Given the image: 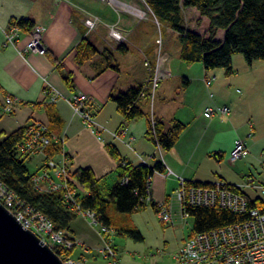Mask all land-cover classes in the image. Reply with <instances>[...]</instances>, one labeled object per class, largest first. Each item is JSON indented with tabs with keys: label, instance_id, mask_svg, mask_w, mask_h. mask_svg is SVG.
<instances>
[{
	"label": "crops",
	"instance_id": "crops-1",
	"mask_svg": "<svg viewBox=\"0 0 264 264\" xmlns=\"http://www.w3.org/2000/svg\"><path fill=\"white\" fill-rule=\"evenodd\" d=\"M141 1L144 7L141 6ZM184 11L189 22L197 25L206 22L207 17L201 16L197 9L184 8L182 12ZM135 15L145 18L152 17L153 13L145 0H0L2 114H6L5 98L8 95L15 97L17 102L13 107V112L16 113V119L12 124L13 131L32 122L47 125L52 135L64 139V143L58 144L59 152L53 157L55 160L65 162L71 171L90 167L98 178L106 177L108 185L115 184L119 178L116 172L118 163L108 153L107 144L116 145L122 157L134 164L144 163L154 167L161 162L165 172L156 171L150 180L152 205L161 203L174 194L178 177L196 182L224 179L231 183L223 176H216L219 175L217 171L228 160L235 140L241 139L236 122L238 118L236 113L240 105L254 98L252 87L261 91L264 97V60L249 64L251 69L246 72L245 84L249 91L233 114L230 111L229 114L217 113L207 117L206 110L214 108L218 102H223L225 106L236 105L233 97L221 98L222 95L216 86L215 91L213 90L214 81L219 79L217 77H221L222 83L225 77L220 71L206 70L201 63L193 65H187L182 61L178 63L180 53L176 58L166 53L168 61L165 68L170 72V76L161 81L156 91L153 109L150 108L148 99L143 98L138 102V106L146 115L127 120L111 96H117L131 87L145 85L150 75L145 62L149 61L154 70L158 60L155 46H144L135 38L134 34L140 25ZM21 18L31 19L35 28L31 32L18 29L16 41L10 43L7 35L11 33V20ZM86 18L98 20L95 30L90 31L87 28L84 24ZM111 27L118 28L125 34L127 40L131 38L137 45L133 44L132 49L128 47L127 53H121L117 49L119 44L110 36ZM36 28H41L40 37L44 49L62 63L66 72L72 73L74 91L67 87L60 71L45 53L27 49ZM208 28L209 19L205 33ZM224 35L225 31L219 30L216 38L220 36L221 38L217 39L223 41ZM84 37L100 51L109 49L114 54L118 70L109 67L101 54H97L82 65H77L76 47ZM174 63L176 69L173 67ZM228 77H230L228 83L235 81L233 75ZM180 78L184 79V86ZM75 94H87L91 97L89 109L97 123L96 132L74 114L71 99ZM54 95L58 96L55 102ZM217 97L222 102L216 101ZM33 103L39 105L35 107ZM47 103L53 105L52 116L45 107ZM229 108L231 110V107ZM152 114L164 123L165 129H168L175 119L187 125L171 150L159 148L148 135ZM55 126L57 131L53 129ZM114 132H122V139L115 138ZM129 139L132 140L131 146L126 142ZM217 154L221 156L218 157ZM44 160L45 158H42L35 171L43 167ZM208 166L210 172L207 170ZM252 172L250 171V174H253ZM244 191L251 197L248 189ZM153 208L157 212L154 206ZM89 220L88 217L78 215L71 222L70 236L78 243L74 257L83 258L84 263L93 260V264H122L116 246V260L105 258L101 254V248L108 242Z\"/></svg>",
	"mask_w": 264,
	"mask_h": 264
},
{
	"label": "trees",
	"instance_id": "trees-1",
	"mask_svg": "<svg viewBox=\"0 0 264 264\" xmlns=\"http://www.w3.org/2000/svg\"><path fill=\"white\" fill-rule=\"evenodd\" d=\"M145 1L157 19L168 20L173 28L180 33V60L187 65L201 63L206 70L222 68L226 75L231 76L234 74L233 56L236 53L243 54L249 64L264 60V0ZM184 8H195L201 16L209 19V28L206 33L201 34L182 25V10ZM12 26H17L26 32H31L35 28L34 22L29 18L12 19L10 28ZM219 30L225 31L223 41L216 38ZM117 49L121 53L128 52V46L124 42L120 43ZM76 51L77 65H82L92 60L97 54H101L107 60L109 67L118 70L114 54L109 49L100 51L87 37L78 43ZM44 53L56 65L67 87L74 91L72 73L66 72L62 63L51 52L45 50ZM143 86L131 87L117 96H111V99L116 102L118 110L127 120L138 119L146 115L138 106L140 100L136 102ZM33 105L36 107L39 104L33 103ZM131 105L133 106L130 108ZM45 107L52 116L53 105L47 103ZM29 125L22 126L9 134L0 131V181L5 183L17 197L44 214L54 224L56 230L64 231L67 236L74 239L70 236L71 222L78 217V214L66 203L62 193H40L34 188L32 177L37 171H32L28 167L27 159L30 157L21 154L18 150V144L24 139ZM186 127L185 123L175 119L171 126L165 129L164 123L158 120L155 130L160 147L163 150H171L177 144ZM147 133L156 142L151 127V117ZM106 148L110 156L118 163L116 169L118 182L108 185L106 177L98 178L90 167L72 171L73 178L84 187V190L77 195V203L82 210L92 211L96 214L97 223L103 229H107L103 230L102 234H105L112 225L109 210L113 204L122 213L139 212L152 205L146 201L148 184L156 171L165 172V167L161 162L154 167L144 163L134 164L122 157L116 145L107 144ZM58 152V144H53L48 155L53 158ZM216 156L220 157L221 154ZM124 178L128 179L126 184L123 183ZM257 204V201L253 202V205ZM152 206L156 208L155 204ZM190 213L195 218L192 235L246 219L244 214L237 215L220 208L195 207L190 209ZM121 233L131 234L139 240L143 239L138 230H122ZM106 240L110 243L109 239ZM113 247L115 248V246ZM76 248L69 251L57 248L55 252L65 263L74 257Z\"/></svg>",
	"mask_w": 264,
	"mask_h": 264
},
{
	"label": "built area",
	"instance_id": "built-area-1",
	"mask_svg": "<svg viewBox=\"0 0 264 264\" xmlns=\"http://www.w3.org/2000/svg\"><path fill=\"white\" fill-rule=\"evenodd\" d=\"M84 24L92 31L98 24L96 18H86ZM11 33L7 35V40L14 43L17 26H12ZM41 28H36L32 39L28 44V50L45 52L40 37ZM110 36L117 44L127 40L124 33L118 28H110ZM158 60L156 68L152 70L151 63L145 62L150 71L149 79L143 86L137 101L147 98L150 107L153 109L157 89L161 81L170 72L165 68L168 55L163 52L162 39H157ZM210 83V82H209ZM58 99L53 96V102ZM91 97L87 94H75L71 99L74 114L79 116L84 123L97 131V123L89 109ZM17 99L11 95L5 98L4 112H13V107ZM134 103V105L136 104ZM133 105L130 106V108ZM228 106L218 107L217 109L208 108L205 112L207 117L217 113L229 114ZM157 118L152 114L151 127L156 143L159 148L156 126ZM122 133V132H121ZM121 133L114 132L113 136L121 138ZM131 146L132 140L126 141ZM64 143V139L50 133L47 125L41 122H32L26 130L24 139L18 144L21 154L33 157L45 158L43 167L32 177L34 188L40 193L59 192L62 193L66 203L78 215L88 217L92 223L97 224V216L92 211H84L77 203V195L84 190L83 185L77 182L72 171L65 162H59L49 157L48 151L53 144ZM250 153L247 144L236 139L234 147L228 156V160L236 162ZM128 179L124 178L123 183ZM245 189H254L264 194V180L257 181L253 174L247 178V182L241 185L228 183L224 179L213 182L188 181L183 177H178L177 188L173 195L165 201L156 204L158 217L165 223L174 222V214L178 213L183 220L191 217L190 209L195 207L220 208L229 210L237 215L244 214L246 219L231 225L220 227L208 232L196 233L185 240L178 253L174 256L177 264H264V198L252 199L245 193ZM147 203L153 202L151 183L147 187ZM257 201V205L253 202ZM0 202L17 218L25 229L36 233L45 243L54 250L64 248L72 250L78 246L75 239H71L64 231L55 229L54 224L42 213L36 211L27 202L17 197L7 185L0 181ZM104 231L107 229L104 228ZM101 254L108 259H117V250L110 244L104 245ZM83 258H70L65 264H83Z\"/></svg>",
	"mask_w": 264,
	"mask_h": 264
},
{
	"label": "rangeland",
	"instance_id": "rangeland-1",
	"mask_svg": "<svg viewBox=\"0 0 264 264\" xmlns=\"http://www.w3.org/2000/svg\"><path fill=\"white\" fill-rule=\"evenodd\" d=\"M141 6L144 7L142 1ZM182 16L183 26L201 34L205 33L208 21L207 18H205L206 22L197 25L194 24V22L192 23V21H188L185 11L182 12ZM135 19L138 20L140 25L134 36L142 43V45L155 46L158 51L157 39L161 38L163 40V52L169 54L173 58L179 57L181 49L180 33L173 28L171 22L164 18L157 19L154 15L145 18L144 16L141 17L135 15ZM217 38L221 37L218 36ZM133 44L136 43L131 38L126 41V45L131 49L134 47ZM179 61L181 60H178V63ZM173 67L176 69L175 63ZM233 68V78L235 77V81H232L231 83H228L230 77L226 76L224 69H213L214 71H220L223 77H225L223 78L224 83L220 81L221 77H217L219 79L214 81L213 90L215 91L216 86L222 95L221 98L228 99L233 97L232 99H234L235 106L230 105L227 102L228 106L231 107V114H233L236 107L248 94L249 89L245 87L246 72L250 71L251 66L243 54L236 53L233 56ZM180 79L181 84L184 86V79ZM252 90H254V98L249 101L246 100L247 102L241 104L236 113L238 115L236 122L238 123L237 127L240 131L241 139L246 141L250 153L246 158H242L236 162L226 160L222 168L217 171L219 175H216L225 177L233 184H243L244 182H247L250 171H253V176L257 181L264 180L263 93L257 91L254 87H252L251 92ZM218 100L222 102V100L217 97L216 101ZM222 106H225L223 102H218L213 107L217 109ZM15 119L16 113H6L3 115L0 106V131H5L7 134L12 132V124ZM251 126H254V128ZM53 129L57 131V126L53 127ZM42 158L43 157L28 158V167L32 171L37 170ZM207 170L210 172L211 169H209V166L207 167ZM211 174L214 178H217L213 173ZM111 182H113V179ZM248 190L253 199L259 197L264 198L262 192H257L254 189ZM109 216L112 225L103 235L106 239L110 240V244H113L118 248V258L121 259L122 264H177L174 256L178 253L185 240L192 235L195 224V218L193 216L183 220L178 213L174 214L173 223H165L158 217V213L152 205H149L147 209L139 212L122 213L119 212L113 204L109 210ZM92 224L98 232H103V227L100 224ZM122 230H138L142 234L143 239L139 240L131 236V234L121 233ZM101 260L103 259L101 258ZM93 263L94 261L91 260L89 263L87 262L83 264Z\"/></svg>",
	"mask_w": 264,
	"mask_h": 264
},
{
	"label": "water",
	"instance_id": "water-1",
	"mask_svg": "<svg viewBox=\"0 0 264 264\" xmlns=\"http://www.w3.org/2000/svg\"><path fill=\"white\" fill-rule=\"evenodd\" d=\"M0 264H65L36 233L0 202Z\"/></svg>",
	"mask_w": 264,
	"mask_h": 264
}]
</instances>
